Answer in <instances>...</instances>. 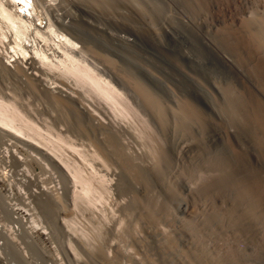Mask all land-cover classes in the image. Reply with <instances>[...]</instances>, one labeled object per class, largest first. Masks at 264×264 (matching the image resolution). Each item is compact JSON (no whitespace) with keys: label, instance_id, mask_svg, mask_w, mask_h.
<instances>
[{"label":"rangeland","instance_id":"obj_1","mask_svg":"<svg viewBox=\"0 0 264 264\" xmlns=\"http://www.w3.org/2000/svg\"><path fill=\"white\" fill-rule=\"evenodd\" d=\"M227 1L230 9L222 6L221 0H45L50 16L60 17L59 21L62 15L70 13L73 16L84 31L87 47L95 51L88 56V61L118 88L125 102L134 109V112L131 109V114L121 116L115 114L116 111L98 97L91 99L90 96L85 98L84 94L80 96L96 123L106 126L109 136L116 139L127 158L143 170L146 169V173L142 181L129 184L120 166L105 155L99 137L80 132L71 113H63L48 106L43 98L28 94L18 83L0 80V98H12L19 110L40 127L42 134L48 137L53 134V138L49 137L52 140L56 135H61L59 140H62L61 143L55 137L56 149L51 151L26 139L17 141L9 134L7 138L0 136V225L7 223L10 227L20 228L26 238L40 243L39 249L57 255L59 264L63 261L66 262L64 264H99L96 259L100 252L118 264H145L148 260L151 264H166L157 239L149 237L151 228L146 220L148 209L152 211L149 206L159 205L172 210L175 223L162 221L157 229L162 235L175 239L182 251L189 248L190 238L186 233L178 231L180 222L187 217L186 212L180 204L168 198L164 184L147 172L149 166L146 153L157 147L168 153L169 165L163 164V173L166 176L169 171L167 180L176 185V193L186 202L189 201L188 189L201 191L207 184L213 183L214 187L223 189L222 192L231 193L233 201L236 197V203L254 204V207H258L256 210L264 213V158H261L264 156V98L256 91L257 79H252V82L238 75L222 59L244 64L251 62L248 56L251 57L252 50L249 51L246 41L238 33L236 19L264 21V0ZM219 17L222 22L218 20ZM204 19L218 26L215 30L219 31L213 29L210 36L213 40L217 37L219 47L215 51L205 46L193 29L184 23H199ZM81 45L78 44V47ZM186 50L190 56H195V62L186 59L185 55H189ZM103 57L117 64V69L122 70L118 73L149 87L156 97L160 95L164 104L170 106L162 87L156 85L149 74L172 89L179 102H187L196 110L199 109L206 120L207 146L214 153L212 157H216L214 163L219 168L228 169L220 168L217 174L216 170H211L206 164L193 168L188 165L185 156L176 157L175 151L168 147L153 127V122L149 121L148 124V114L137 107L124 85L116 82L117 77L111 76L108 69L101 65ZM253 63L250 68L260 77L264 88V59ZM189 75L201 86L191 81ZM214 85L232 87L240 97L243 95L241 98L245 97L243 99L247 105L242 108L243 124L247 126V122L256 123L255 120L260 117L257 121L263 123V130L259 129L258 132L247 127L244 128L246 132L234 122V118L228 120L232 119L244 132L228 124L225 120V113L228 115V112L223 100L214 91ZM210 98L216 100L219 111L212 105ZM222 130L229 133L228 139L235 154H231L217 137V132ZM165 144L164 148L162 145ZM232 158L233 161L230 160ZM231 163L235 170L229 167ZM76 169L95 172L96 176H100V180L97 176L94 181L101 193L99 202L78 203V206H74L71 185L74 181L72 172H76ZM177 174L182 176L177 179ZM102 175L106 176L103 183ZM226 178L228 181L224 180ZM218 181L220 185L215 184ZM223 182H227L228 186ZM57 196L65 202L68 217L61 214ZM245 196L249 198L246 200ZM141 197L147 200L148 206L141 202ZM51 199L57 203L54 201L52 207L46 209L45 203ZM218 204L223 212L225 208ZM250 260L251 264L257 262ZM259 264H264V259Z\"/></svg>","mask_w":264,"mask_h":264},{"label":"bare ground","instance_id":"obj_2","mask_svg":"<svg viewBox=\"0 0 264 264\" xmlns=\"http://www.w3.org/2000/svg\"><path fill=\"white\" fill-rule=\"evenodd\" d=\"M221 1L223 2L222 6L230 9L228 8L229 2L227 0ZM59 18L60 17L54 18L50 16L45 0H0V80L18 83L22 85L28 94L32 93L35 96L43 98L48 106L54 107L63 113H71L72 115H70L72 117L74 116L73 119H76V122L74 121L76 124L73 123L80 132L86 133L85 135L89 133L92 134V136L99 137L105 155L120 166L129 184L142 181L146 169L143 170L134 163V161L127 158L123 148L118 145L116 139L109 136L106 126L96 123V119L91 114L92 112L85 107V103H83L80 96L84 94L85 98L86 96H90L89 98L91 99L92 97H98L100 100L110 105L114 112L116 111L115 114L121 116H126L129 113L131 114L130 111L132 107L125 102L118 88L115 87L107 77L105 78L102 76L101 72H98L99 70L97 71L92 63L88 61V56H91L93 51L87 47L84 31L80 28L73 16L68 13L67 16L62 15L60 21ZM218 20L222 22L220 17ZM184 23L188 25V28L193 29L196 37L199 38L205 46L214 51L218 49L219 45L216 42L217 37H215V40L210 37L213 29H217L218 26L209 24L206 19L201 20L199 23ZM236 23L238 24V30H236L243 40L246 41L249 51L252 50V52H250L251 57L248 56L251 58V62H248L247 65L232 59H222L225 64L238 75L250 81L254 78L257 79L255 80L257 81V88L255 86L254 88H256L257 90H255L264 98V88L259 79L260 77L258 78L256 73L253 72L254 70L252 71L250 68L255 60L264 59V21L258 19H236ZM221 31L223 34L224 30L221 29ZM225 35L228 36V34ZM78 44H82L81 47H78ZM187 53L189 54V51H187ZM185 57L189 61L195 62V56L186 54ZM235 57L237 58V56ZM101 59L102 58H100V60ZM239 59H241V57ZM244 62H246V60ZM102 63L101 65H104V67L108 69L111 76L114 75L117 77L118 81L116 80V82H119L122 86L124 85L128 90L131 99L137 107L148 114V124L149 121H151V123L153 122V127L157 129V132H159L168 147H171L175 151L176 157L179 155L185 156L188 165L193 166V168L194 166L197 168L206 164L205 166L211 168V170H216V173L220 170L221 166L219 168V165L217 166L216 163H214V159L216 158L215 155V158L212 157L214 153H212L207 146L206 120L200 114L199 109V111L196 110V108L191 107L192 104L188 105L189 103L187 104V102H179L172 89L164 85L151 74H149V77L156 85L162 87L161 89L166 95L170 106L162 102L163 99H160V95L156 97L153 92L149 90V87L147 88V86L141 85V82L131 80L132 78L130 79L118 73L122 70L119 71V68L117 69V64H115L114 61L103 57ZM179 67L182 70L181 66ZM190 79L201 86L192 76H190ZM214 91L224 102L223 104L226 107L224 108L228 112V115L225 113V120L228 124L233 125L237 130L241 129L236 126L235 123L241 126L243 130L247 127L253 128L254 131H258L259 129L260 131L263 130L261 126L262 122L260 123V121H257L260 118L259 116H257L259 118L255 120L256 123L251 122L253 125L250 122H247V126L243 124L242 120L244 117L242 118V108L247 106L243 99L245 97L241 98L243 95L240 97L234 92L235 90L233 91L232 87L227 86L223 88L214 85ZM211 103L219 111V105L214 98L211 99ZM132 110L134 112V109ZM228 118H234L235 123H233L232 119L231 121L228 120ZM261 118L263 119V116ZM69 120L71 119L69 118ZM243 121L245 122V120ZM39 128L40 127H37L24 112L19 110L12 98H0V136L2 135L4 138H7L6 135L9 134L17 141H25L24 139H26L38 145L45 146L51 151H55L56 148H54V146L56 143L54 144V141L56 140L55 137L59 135H56L54 140H52L49 137L54 136L53 134L48 137L42 134ZM43 130L44 129H42V131ZM263 134L262 132V135ZM217 137L222 141L223 145L231 151V154H235L233 145L228 139V132L225 130L217 132ZM59 139H61V135L57 137V141L62 143V140ZM252 139L255 138L253 137ZM260 141L256 142L259 143ZM166 144L162 146L165 148ZM252 144L253 143H251V145ZM239 152L241 153V151ZM185 154H187V156ZM238 154L239 153L235 156L237 157ZM166 155L168 156V153L166 154L164 149L162 150L158 147L154 151L152 149L150 153H146L149 166L147 172L151 176H156L159 181L164 184L165 187L163 188L165 192H168V198L172 202L180 204L181 208L186 212L187 217L180 222L178 231L186 233L189 236L190 244L187 250L182 251L178 247L175 239L159 233L157 225L162 223V221L175 223L173 213L168 207H159V205L153 207L150 205L149 208H151L152 211L148 209L146 214L147 224L151 228V230H149V237L157 239L164 262L166 264H174V262L175 264H251V258L257 261L256 264H259V262L264 259L263 211L256 210L258 207H254V204L246 205L239 201V204L236 203V197L233 201L231 193L227 194L222 192L223 189L220 190L217 186L214 187L215 185L213 186V183L207 184V187L203 188L201 191L197 189H188L189 201L186 202L184 199L185 203L181 195L176 193L174 189L176 185H173L174 183L172 184L167 180L169 178L166 176L169 174V171L167 170L168 174L166 176L163 173L162 168H165L162 167L163 164L164 166L169 165V158L167 159ZM261 158L263 160L264 156ZM239 159L241 160V157ZM230 160L233 161V158ZM222 161L224 162V160ZM218 162L220 163V161ZM232 165L231 163V165L228 166L233 168ZM221 169L224 170L226 168ZM76 170V172H72L74 181L71 185L74 206H78V203L93 204L96 201L99 202L101 200V193L94 181L96 180L95 177L97 178L98 176L99 179L100 176H96V173H92L91 171H84L86 172L84 173L79 171V169ZM180 173L183 174L182 171ZM102 176L101 182L103 180L105 182L106 176ZM175 176L178 179L182 175L177 174ZM224 180L228 181L227 178ZM215 184H219V181ZM230 185H232V183ZM226 186L228 185L226 184ZM236 192L239 193L237 189ZM247 198L245 196L244 199L247 200ZM51 200L52 201L45 203L46 209H50L54 201L56 202L57 200L59 203H56L61 206V214H65L64 216L66 217L69 216L65 209V202L61 200L60 196H57L56 200ZM141 200L144 205L148 206L147 200L144 197H141ZM218 202L225 208H223V212L221 211L222 209L218 208ZM63 207L64 209H62ZM209 241H212L211 248L209 247ZM38 243L39 242L36 240L26 238L20 228H15V226L10 227L7 223L0 225V264H59L57 255L45 253L41 248H38L41 247L39 246L40 243ZM97 256V259H95L99 264H118L116 260L104 257L105 255L103 256L101 252L97 254ZM61 263L64 264L66 262L63 261L60 262V264ZM145 264H151V262L148 260Z\"/></svg>","mask_w":264,"mask_h":264}]
</instances>
